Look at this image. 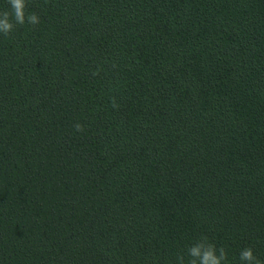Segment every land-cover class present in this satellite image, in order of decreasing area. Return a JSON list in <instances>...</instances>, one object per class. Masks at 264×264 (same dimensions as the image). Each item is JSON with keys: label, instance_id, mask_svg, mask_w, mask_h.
<instances>
[{"label": "trees", "instance_id": "obj_1", "mask_svg": "<svg viewBox=\"0 0 264 264\" xmlns=\"http://www.w3.org/2000/svg\"><path fill=\"white\" fill-rule=\"evenodd\" d=\"M26 2L40 22L0 34V264H187L202 237L264 264V0Z\"/></svg>", "mask_w": 264, "mask_h": 264}, {"label": "clouds", "instance_id": "obj_2", "mask_svg": "<svg viewBox=\"0 0 264 264\" xmlns=\"http://www.w3.org/2000/svg\"><path fill=\"white\" fill-rule=\"evenodd\" d=\"M11 11L0 12V34L9 35L17 25L26 22L37 25L40 20L37 14L29 13L26 16V0H8ZM77 130H82V126L76 125ZM187 255L190 257L187 264H228V253L223 247L217 248L208 241L207 237H202L197 243L188 247ZM179 264H185L184 255L177 257ZM241 264H261L255 256L252 248H244L240 252Z\"/></svg>", "mask_w": 264, "mask_h": 264}]
</instances>
